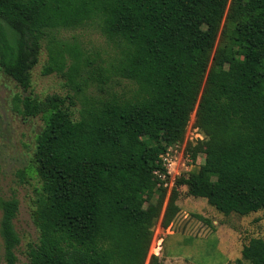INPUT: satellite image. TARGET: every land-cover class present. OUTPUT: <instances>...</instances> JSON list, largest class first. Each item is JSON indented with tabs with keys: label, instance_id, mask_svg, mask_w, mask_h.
Masks as SVG:
<instances>
[{
	"label": "trees",
	"instance_id": "16d2710c",
	"mask_svg": "<svg viewBox=\"0 0 264 264\" xmlns=\"http://www.w3.org/2000/svg\"><path fill=\"white\" fill-rule=\"evenodd\" d=\"M229 1L0 0L3 73L28 91L46 42L42 75L65 78L83 101L75 119L71 96L13 100L16 114L44 122L30 166L41 189L28 264H146L155 225L168 228L180 211L161 155L183 140L196 107L206 138L191 152L205 165L175 186L226 216L264 212V0ZM88 25L118 51L98 78L84 77L80 48L59 38ZM115 79L126 92L113 91ZM95 81L100 95H88ZM19 206L0 196L6 264L17 263ZM242 258L264 264V240Z\"/></svg>",
	"mask_w": 264,
	"mask_h": 264
},
{
	"label": "rangeland",
	"instance_id": "374dc122",
	"mask_svg": "<svg viewBox=\"0 0 264 264\" xmlns=\"http://www.w3.org/2000/svg\"><path fill=\"white\" fill-rule=\"evenodd\" d=\"M230 2L231 0L228 5ZM59 38L69 44H77L80 48L89 66L88 73H84L85 78H98L92 72H96L101 60L110 63L118 52L95 25L62 31ZM46 45L44 42L39 63L31 72L32 85L28 91L20 88L0 68V196L15 197L20 202L19 213L14 221L21 239L16 252V264H28L29 245L39 241V232L33 224L31 213L33 203L40 193L41 182L30 166L36 149V137L44 122L40 117L24 119L16 114L13 111V100L16 95L30 94L41 99L53 94L71 96L75 103L71 108L75 119H78L83 107L82 99L75 97V90L68 85L65 78L56 73L42 75L43 67L48 61ZM118 81L120 80L115 79L112 83L113 91L126 92L127 82L117 83ZM94 83L95 86L87 94L98 96L99 82ZM196 114L197 107L191 115L183 140L167 145L161 155L169 174L165 181L167 194L169 196L173 188L179 191L177 204L180 211L168 228L161 226V220L155 225L146 264L151 256H156L160 264H238V260H242L243 264H250L243 260L242 252L252 240H264V212L249 216H226L209 205L205 199L190 196L186 186H175L179 177H188L205 165V155L199 154L195 161L192 158L191 149L206 138L195 125ZM159 178L165 180L163 175H159ZM0 264H6L1 236Z\"/></svg>",
	"mask_w": 264,
	"mask_h": 264
}]
</instances>
